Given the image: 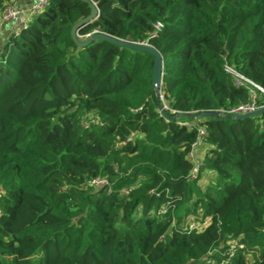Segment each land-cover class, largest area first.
Segmentation results:
<instances>
[{"label": "trees", "instance_id": "1", "mask_svg": "<svg viewBox=\"0 0 264 264\" xmlns=\"http://www.w3.org/2000/svg\"><path fill=\"white\" fill-rule=\"evenodd\" d=\"M92 1L79 39L154 46L168 117L152 55L75 43L87 2L49 0L12 32L0 50V264H264V112L219 111L250 100L225 63L264 88V0Z\"/></svg>", "mask_w": 264, "mask_h": 264}, {"label": "built area", "instance_id": "2", "mask_svg": "<svg viewBox=\"0 0 264 264\" xmlns=\"http://www.w3.org/2000/svg\"><path fill=\"white\" fill-rule=\"evenodd\" d=\"M48 1L49 0H32L28 8L19 7L16 4L7 5L4 10L0 13V28L2 27L4 22L10 21L13 27L12 32H20L22 29L26 28L29 25L31 19L36 17L43 10V8L47 5ZM160 27L161 23H157L156 28L159 29ZM224 69L231 75L233 82L236 86L246 87L249 90L250 100L242 102L230 108H221L219 111L235 116H241L254 112L259 108H262L263 106L259 104L258 91L264 93V88L227 63L224 64ZM164 109L167 110L168 106L164 105ZM92 121L99 122L100 118H92ZM179 123L181 122L179 121ZM182 124L185 125L187 128H190L192 126L190 122H184ZM83 125L85 127H89L91 125V119L84 118ZM199 134H204V129H199ZM200 146H203V143L201 139L198 138L191 144V149L188 152V157L192 161H194L196 165L194 171L197 170V165L200 162V160L198 162L195 161ZM91 183L95 185H102L107 183V180L105 178L94 179ZM192 225L201 228V225H198L196 223H193ZM239 244V240L233 242L229 251L230 257L235 255V251Z\"/></svg>", "mask_w": 264, "mask_h": 264}, {"label": "water", "instance_id": "3", "mask_svg": "<svg viewBox=\"0 0 264 264\" xmlns=\"http://www.w3.org/2000/svg\"><path fill=\"white\" fill-rule=\"evenodd\" d=\"M82 1H85L90 5L91 12L89 15L80 19L78 22H76L73 25L71 33H72V38L75 41V43L78 46L83 47V46H87L94 40L100 39V40L108 41L120 47H128L134 50L147 52L150 55H152L154 57L153 84H154L155 91H156L158 109L163 115L168 117V113L164 109V105L161 103V99H160V88L162 84V73H163V58L160 52L154 46L148 43H139V42H133L127 39H120L110 34L102 33L99 31L90 34L85 40H80L79 32H78L79 27L82 26L83 24H86L92 21L98 15V9L92 0H82ZM262 112H264V107L259 108L258 110L251 112L249 114L241 115V117L257 116V115H260ZM201 115L202 116H216L218 115V112L217 111H204V112H201Z\"/></svg>", "mask_w": 264, "mask_h": 264}, {"label": "crops", "instance_id": "4", "mask_svg": "<svg viewBox=\"0 0 264 264\" xmlns=\"http://www.w3.org/2000/svg\"><path fill=\"white\" fill-rule=\"evenodd\" d=\"M32 0H16L12 4H16L19 7L28 8L30 6ZM13 27L10 21H6L3 23L2 27L0 28V50L7 40L8 36L12 33ZM199 156V154H198Z\"/></svg>", "mask_w": 264, "mask_h": 264}, {"label": "rangeland", "instance_id": "5", "mask_svg": "<svg viewBox=\"0 0 264 264\" xmlns=\"http://www.w3.org/2000/svg\"><path fill=\"white\" fill-rule=\"evenodd\" d=\"M161 101L164 102V97H162V96H161ZM204 153H205L204 146H200L199 150L197 152V157L195 158V161L198 162L203 157ZM198 154H199V156H198ZM204 264H217V262L214 261L213 259H209L206 263L204 262Z\"/></svg>", "mask_w": 264, "mask_h": 264}]
</instances>
